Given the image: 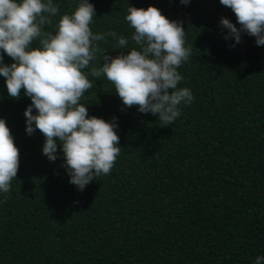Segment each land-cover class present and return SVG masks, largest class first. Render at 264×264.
Wrapping results in <instances>:
<instances>
[{
	"label": "trees",
	"instance_id": "trees-1",
	"mask_svg": "<svg viewBox=\"0 0 264 264\" xmlns=\"http://www.w3.org/2000/svg\"><path fill=\"white\" fill-rule=\"evenodd\" d=\"M79 2L53 0L59 13L44 30L55 33ZM90 3L92 31L124 36L125 54L135 46L125 19L131 5H154L182 21L191 54L177 69L178 88H189L194 100L161 126L158 114L124 108L106 77L89 75L93 87L81 103L89 116L117 118L121 151L111 172L81 191L69 182L61 142L50 161L45 137L26 133L31 98L9 97L0 75V118L20 150L10 192H0V264H255L264 257V46L246 33L238 44L224 39L221 18L237 20L220 0ZM98 43L90 67H102L104 51L121 52L115 38Z\"/></svg>",
	"mask_w": 264,
	"mask_h": 264
},
{
	"label": "clouds",
	"instance_id": "clouds-1",
	"mask_svg": "<svg viewBox=\"0 0 264 264\" xmlns=\"http://www.w3.org/2000/svg\"><path fill=\"white\" fill-rule=\"evenodd\" d=\"M190 2L180 0L184 5ZM220 3L232 10L239 25L221 18L220 26L227 30L225 40L234 38L238 44L246 33L264 46V0ZM127 12L135 46L125 54L129 40L124 36L92 31L96 9L90 0H80L73 13L63 14L55 33L44 30L59 13L53 0H0V75L6 78L8 95L16 100L22 93L31 98L24 113L26 133L39 130L45 137L42 154L50 161L57 159V140L61 142L69 182L81 191L109 174L121 151L117 118L109 122L89 116L87 105L81 103L93 87L89 75L106 77L124 108L135 105L141 113L158 114L161 126L171 125L181 114L179 106L194 100L189 88H178L183 76L177 69L191 54V48L185 47L183 22L170 20L154 5L147 9L131 5ZM108 37L117 40L120 54L112 57L104 51L102 67H90L102 51L98 42L107 43ZM36 40L39 46L32 47ZM4 54L12 59L10 65L4 63ZM19 166L20 150L6 119L0 118V192H10ZM262 262L264 257H257L255 264Z\"/></svg>",
	"mask_w": 264,
	"mask_h": 264
}]
</instances>
